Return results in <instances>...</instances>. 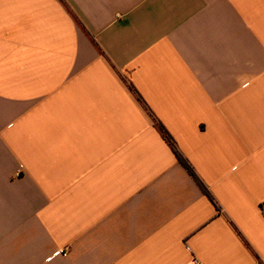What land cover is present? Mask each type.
Masks as SVG:
<instances>
[{
	"label": "crops",
	"instance_id": "obj_1",
	"mask_svg": "<svg viewBox=\"0 0 264 264\" xmlns=\"http://www.w3.org/2000/svg\"><path fill=\"white\" fill-rule=\"evenodd\" d=\"M194 257L264 264V0H0V264Z\"/></svg>",
	"mask_w": 264,
	"mask_h": 264
},
{
	"label": "trees",
	"instance_id": "obj_2",
	"mask_svg": "<svg viewBox=\"0 0 264 264\" xmlns=\"http://www.w3.org/2000/svg\"><path fill=\"white\" fill-rule=\"evenodd\" d=\"M128 86H129L130 90H132L136 94L138 100L141 102L142 99L137 94V92H136L135 88L132 86V84L129 83ZM156 124H157L159 130L161 131L163 138L168 142V144L170 145L172 151L174 152V154L176 155V157L178 158L180 163H182V165L186 168V170L189 172V174L197 181V183L200 185L203 192L210 198V200L214 201V198L212 197L211 193L209 192L207 187L203 184V182L200 180V178L197 176L196 172L192 168L189 161L178 150L176 143H175L174 139L172 138V136L169 134V132L165 129V127L160 122L156 121Z\"/></svg>",
	"mask_w": 264,
	"mask_h": 264
},
{
	"label": "built area",
	"instance_id": "obj_3",
	"mask_svg": "<svg viewBox=\"0 0 264 264\" xmlns=\"http://www.w3.org/2000/svg\"><path fill=\"white\" fill-rule=\"evenodd\" d=\"M16 176H19V174H17ZM181 264H202V262L198 258L194 257L191 262Z\"/></svg>",
	"mask_w": 264,
	"mask_h": 264
}]
</instances>
